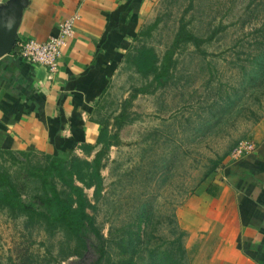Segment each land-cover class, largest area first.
<instances>
[{"label":"rangeland","instance_id":"1","mask_svg":"<svg viewBox=\"0 0 264 264\" xmlns=\"http://www.w3.org/2000/svg\"><path fill=\"white\" fill-rule=\"evenodd\" d=\"M147 15L94 104V146L64 150L104 248L0 208V264H233L223 225L196 196L211 177L236 172L247 185L254 176L242 168L264 155V0H153ZM243 140L254 150L232 159ZM48 155L30 159L45 165ZM0 171L25 173L1 153Z\"/></svg>","mask_w":264,"mask_h":264},{"label":"crops","instance_id":"2","mask_svg":"<svg viewBox=\"0 0 264 264\" xmlns=\"http://www.w3.org/2000/svg\"><path fill=\"white\" fill-rule=\"evenodd\" d=\"M152 4L0 0V13L20 8L17 41H44L57 34L60 22L76 17L75 32L66 40L55 71L20 58L15 49L0 58V147L51 155L82 141L94 145L99 135L91 118L94 104L132 47ZM255 155L242 168L254 176L250 184L242 185L244 175L236 172L220 180L211 177L196 196L199 212L223 225L233 264H264V155Z\"/></svg>","mask_w":264,"mask_h":264},{"label":"trees","instance_id":"3","mask_svg":"<svg viewBox=\"0 0 264 264\" xmlns=\"http://www.w3.org/2000/svg\"><path fill=\"white\" fill-rule=\"evenodd\" d=\"M192 40L196 38L191 34L189 41ZM139 67L149 71L153 64L147 58ZM0 153L10 156L13 163L20 164V169L25 172L23 176L0 171V208L9 209L13 214L24 215L32 223L44 224L46 229H62L66 239L76 241L79 247L85 248L87 238L93 236L102 243L101 249L104 248L103 235L97 228L93 215L88 211L89 200L84 189L75 182L74 172L65 152L48 155L49 160L45 165L34 164L30 159L31 151L1 146ZM99 166L100 161L96 158L94 173L97 177V196L101 193ZM21 179L24 182H21ZM58 181L68 189L71 197L67 198L62 194L57 185ZM80 248L74 253L83 256Z\"/></svg>","mask_w":264,"mask_h":264},{"label":"built area","instance_id":"4","mask_svg":"<svg viewBox=\"0 0 264 264\" xmlns=\"http://www.w3.org/2000/svg\"><path fill=\"white\" fill-rule=\"evenodd\" d=\"M75 19L76 17H70L60 22L57 34L44 41L35 38L19 39L15 45L16 54L23 59L47 66L52 72L55 71L66 40L75 32ZM253 150V144L243 140L233 148L230 156L232 159H239Z\"/></svg>","mask_w":264,"mask_h":264},{"label":"water","instance_id":"5","mask_svg":"<svg viewBox=\"0 0 264 264\" xmlns=\"http://www.w3.org/2000/svg\"><path fill=\"white\" fill-rule=\"evenodd\" d=\"M20 8L12 13V9L5 8L0 13V58L9 54L17 42L16 25ZM11 10V12H9Z\"/></svg>","mask_w":264,"mask_h":264}]
</instances>
